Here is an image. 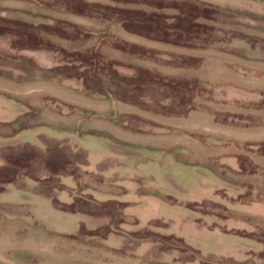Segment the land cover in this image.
I'll list each match as a JSON object with an SVG mask.
<instances>
[{"label": "rangeland", "instance_id": "rangeland-1", "mask_svg": "<svg viewBox=\"0 0 264 264\" xmlns=\"http://www.w3.org/2000/svg\"><path fill=\"white\" fill-rule=\"evenodd\" d=\"M104 1L74 0L73 3L80 12L84 11L92 18L99 17L97 22L104 23L112 15L107 7L113 6V3L106 6ZM229 1L251 12L240 13V9L228 8L218 10L219 14L215 15L205 11L186 15L190 8L188 0H123V8L142 9L145 16L163 15L170 26L176 23L173 17L182 14L184 17L177 27L192 33L176 41L183 48L162 43H157V47L142 45L151 49L147 54L149 59L133 61L126 51H122L125 46L120 43L122 39L118 34H105L107 28L104 24L79 26L83 32L90 33L79 35L74 34V30L62 33L58 24L45 21L50 27L40 39L46 46L33 48L36 47L32 43L34 38H27V46L21 43L25 39L17 33L21 30L17 22L37 26L41 19L25 20L22 13L60 17L46 8L61 5V0H0V18H3L0 20V74L15 81L31 74L35 81L45 80L82 93L58 89L61 92L59 100L51 96L35 100L36 106L30 112L34 117L27 120L28 124L36 125L48 119L65 130L60 133L68 132L71 137L80 121L84 126L106 130L112 140L150 146L140 148L137 150L139 156H135L112 152L107 155L103 149L105 146L90 145L86 148L88 158L87 153L85 156L80 151H58L53 142L44 139L49 155L59 158L58 165L62 167L63 161L67 163L65 173L58 180L45 184L28 180V187L24 190L8 185L5 193L0 194V264H252V260L235 263L216 256H204L194 249L204 254L227 249L226 242L210 236L202 227L204 220L198 221L204 219L202 215L205 213L222 215L227 212L216 203L199 202L198 198L206 195L204 189L207 187L201 185L203 176L199 170L181 165L194 163L193 159L186 157L184 147L156 150L151 147L161 140L127 133L108 124L111 120L135 133H170L167 128L159 129L162 126L157 125L158 114L137 107L134 111L120 113L117 105H112L119 100L109 96L108 91L99 96L100 91L94 89L95 85L100 88L111 86V76L104 69L109 65L122 77L141 82L157 81L154 83L165 93L180 97L177 101L164 99L161 105L181 102L189 112L204 111L213 117L216 115L220 121L260 126L254 131L260 137L264 136V2L260 5L255 0ZM100 10L104 12L103 16L99 15ZM136 30L147 32L148 28ZM155 36L163 38L160 34ZM25 46L29 48L20 49ZM54 68L58 71L52 78L45 70ZM99 68L103 70L101 73ZM95 71V81L86 79V75ZM64 72H77V75L65 77ZM220 72H224V76L220 77ZM234 73L240 77L251 76L252 83L233 80ZM90 77L94 78L93 75ZM89 87L94 90L87 91ZM154 97L161 98L158 93ZM46 111L64 112L68 117L56 123ZM173 122L175 127L187 124L185 120ZM85 129L82 126L81 132ZM183 134L190 135L188 132ZM187 136L180 134L172 138L183 144L189 142ZM199 138L204 140L203 143H214ZM98 141L105 140L102 137ZM260 144V148L252 149V162L245 159L243 171L236 177L224 166L215 168L214 163L205 162L202 165L214 168L227 180L252 183V188L262 193L264 173L253 175L251 171L255 166L264 168V143ZM42 149H45L44 145ZM169 151L175 153L180 165L170 161ZM248 151L245 144L240 152L245 158L250 156ZM19 154L15 152L16 156ZM103 159L108 161L98 164ZM104 172L113 176L105 177ZM99 193L108 194L111 199L103 200L101 197L106 196ZM219 193L222 202L232 201L222 191ZM120 198L132 205L125 209ZM128 214L145 220L138 222ZM149 218L153 221L147 222ZM109 236L115 237L116 246L106 243ZM260 236L264 238V231Z\"/></svg>", "mask_w": 264, "mask_h": 264}, {"label": "crops", "instance_id": "crops-1", "mask_svg": "<svg viewBox=\"0 0 264 264\" xmlns=\"http://www.w3.org/2000/svg\"><path fill=\"white\" fill-rule=\"evenodd\" d=\"M104 0H89V2L96 3ZM205 3L213 4L218 7L237 9L242 11L251 12L249 9L240 8L238 6H234L230 4L229 0H199ZM254 1V0H253ZM258 1V2H257ZM106 2V1H104ZM110 2V1H109ZM106 2L105 5L108 6L112 4V2ZM256 3L261 5L262 1L255 0ZM115 4L113 3V6ZM124 7V6H122ZM123 9V8H122ZM29 15V14H28ZM64 16V17H63ZM34 16H23L25 20L32 19ZM60 17L70 21L73 24L78 26H88L91 27L93 25H102L104 24L106 29L105 34H118V37H121L123 41L130 42L136 45H147L148 47H157V43L151 42L147 44L144 39L141 37L131 35L124 31L120 24H109L108 20L104 23L97 22L99 18L86 17L82 15H70V14H60ZM107 19V18H106ZM108 23V24H107ZM93 24V25H92ZM143 47V46H142ZM123 59V58H122ZM133 61H140V59L131 58ZM137 63V62H136ZM138 64V63H137ZM224 72H220L219 76H224ZM233 80L235 81H247L248 83H252L251 76H239L236 73L233 74ZM247 77V78H246ZM243 79V80H242ZM58 89L67 90L64 86L58 84H52V82L48 81H15L13 79H7L4 77H0V167L3 165L2 154L7 153L8 148L20 147L23 145H31L37 148L42 149V146H45L43 142L44 139H54L60 142H66L70 144L72 147L78 148H86L90 147V145L94 147H102L106 151L107 155L111 152L113 154H127V155H135L139 156L137 150L140 148L150 147L146 144H129L123 143L117 140H112L109 137V133L104 129H97L92 126H84L79 121L77 123V130H74V135L68 137L70 133H60L61 130L55 122H50L48 119H43V122L37 123L33 125L32 123L28 124V127L17 131V120H20L24 114H26L30 108L36 106L34 102L35 100L42 99L43 97H54L59 100V92ZM69 92H73L76 94L82 95L80 92H74L71 90H67ZM92 99V98H90ZM95 100V99H94ZM61 101V100H60ZM98 101V100H97ZM111 103V102H109ZM108 103V104H109ZM116 106L123 113L128 110H136V107L132 105H128L126 103L120 102L117 104H112ZM115 113V112H114ZM111 113V114H114ZM45 114L42 112V115ZM49 116L56 120V123L59 122L62 118L68 117L64 114V112L54 113L47 112ZM111 116V115H110ZM158 120L157 125L162 126L159 127L162 129L167 128L170 133L168 134H149V133H135L129 129L124 128V126L115 124L111 120H108V124L117 127L121 131L142 135V136H151L152 138H156L161 140L156 142L155 146L151 147L156 150H174L178 147H184L186 151V157L191 158L194 163H183L177 161L176 155L174 152L169 151L168 155L171 156L170 161L175 164H181L186 167H190L192 170H199L201 175L203 176V184L207 187L206 195L198 198L199 202H213L216 203L217 206L220 205L222 211L227 212L226 214H215V213H205L204 219H200L198 221L202 222V227L207 230L210 236H215L216 239H219L223 242L227 243V246L218 252H201L199 249L197 250L201 255L204 256H216L221 259L232 260L235 263H245L252 260V264H263L264 263V238L260 236V234L264 231V191L262 193L258 191V189L252 188V183H238L232 179L227 180L225 177H222L220 173H218L214 168L204 167L202 163H214L215 168L220 166H224L233 176L240 174L242 169V162L245 159H249V162H252V149H257L256 145L260 143H264V136L256 133L254 130L260 128V126H255L252 124L245 125H235L234 123H220L216 122L215 117H213L208 112L204 111H191L188 112L186 116L177 117V116H164L158 115L156 117ZM29 119V118H28ZM28 119H25L27 122ZM92 120V119H91ZM174 120H185L183 127H175L172 125ZM182 123V122H181ZM184 123V122H183ZM85 127V131L81 132V127ZM262 127V126H261ZM161 129V130H162ZM172 131H171V130ZM229 129V130H226ZM240 131V132H237ZM178 132V133H177ZM181 132V133H180ZM183 132H188L190 135L183 134ZM109 134V135H108ZM185 135L190 138L189 142L180 143L177 140L175 141L172 136L175 135ZM204 137L213 141L214 143H203V139L199 137ZM104 138V142L98 141V138ZM110 138V139H109ZM97 139V140H96ZM72 140V141H70ZM103 141V140H102ZM165 141V142H164ZM114 142H119L123 145H119ZM163 144H162V143ZM101 143V145L99 144ZM154 144V143H153ZM247 144V147L250 151L248 154L250 156H245L242 152V147ZM179 145V146H178ZM184 145V146H182ZM134 147V149L128 147ZM163 148V149H162ZM44 150V149H43ZM176 150V149H175ZM88 154V151L86 150ZM111 153V154H112ZM243 155V156H242ZM89 158V154H88ZM108 161V159H103L98 164ZM200 164V165H198ZM89 165V163H88ZM253 175H259L260 173H264V168H259L255 166V169H251ZM250 171V172H251ZM103 172V171H102ZM247 172V171H246ZM94 173V172H89ZM105 173V172H104ZM103 174L105 177L113 176L112 174ZM248 173V172H247ZM101 175V174H100ZM28 181V180H27ZM26 181L27 189L28 183ZM31 181V180H29ZM18 190H24L17 188L15 185L10 184ZM7 189V187H6ZM6 191V190H5ZM1 192L0 194H4ZM222 191L224 195L229 196L232 201L230 203L222 202L223 198L219 193ZM34 193V192H33ZM36 194V193H34ZM37 195V194H36ZM103 200L111 199L108 194L99 193ZM48 199V198H47ZM121 202L124 201L120 198ZM224 200H226L224 198ZM196 202V201H195ZM126 205L125 209L132 205L127 201L122 202ZM178 203V202H176ZM194 203V202H191ZM174 204V203H172ZM130 211V210H129ZM229 213V214H228ZM77 214V213H76ZM228 214V215H227ZM131 217H135L139 222L145 219L140 216H134L128 214ZM147 222L153 221V219H146ZM145 221V222H146ZM82 223L79 224V226ZM118 241V240H117ZM119 242V241H118ZM183 242V240H182ZM106 243L109 246H116V239L114 236H109L106 239ZM184 243V242H183ZM185 244V243H184ZM186 245V244H185ZM193 248V247H192Z\"/></svg>", "mask_w": 264, "mask_h": 264}, {"label": "trees", "instance_id": "trees-1", "mask_svg": "<svg viewBox=\"0 0 264 264\" xmlns=\"http://www.w3.org/2000/svg\"><path fill=\"white\" fill-rule=\"evenodd\" d=\"M73 1L74 0L72 1L61 0L62 2L61 5H58L59 4L58 3L55 6L54 4V6L52 7L47 6L46 9L49 10L48 12L57 13L58 15L70 14V15H82L89 17L90 14H86L84 11L80 12V9L74 5ZM122 1L123 0H110V2L114 3L115 5L111 6L112 8L107 7L109 8L108 10L112 13V15H110L109 17L108 23L110 25L120 24L122 29L131 35L141 37L151 42L167 44L169 46H174V47L175 46L180 47L176 41L180 40L184 36H191L192 34L190 32H187L186 30H182L179 27H177L180 20L182 19L181 17H184L182 14L175 15L173 17V21H175L176 23L170 26V24H167L166 21L164 20L166 18L163 15L151 14V16H145L144 15L145 13H142L143 12L142 9L123 8L122 6L124 4L122 3ZM259 1L264 2V0H259ZM188 2H189L188 6L190 8H189V13H186V15L187 14L195 15L196 11H205L208 13L210 12L212 13V15H215V14H219L218 10L220 11L228 10L227 7L221 8L216 5L205 3L199 0H188ZM210 8L213 9V11H210ZM239 11L240 13L246 12L242 10ZM98 12L99 15L102 16L104 15V12L102 10ZM22 14H24L22 16L25 15L30 16L28 15L29 14L28 12ZM34 17L41 19V23L37 26L26 22H17V24L20 27L19 29H21L17 33L22 39H25L21 41V43L23 42L26 43L27 38L29 39L34 38L35 40L32 43L33 44L35 43L36 47L33 48L46 46L45 43L40 39V35H42V33L45 32V30L50 27V23L45 22L49 20L53 22V24H58V26L61 27L60 30H63L62 33H64L67 30L70 32H73L74 30L75 31L73 32L74 34L90 35V33L88 32L86 33V31L83 32L84 29L83 30L80 29L78 25L73 24L70 21L60 17L53 18L52 16H48V14L47 15L37 14ZM2 19L3 18H0V20ZM141 27H147L148 31L140 32L136 30L137 28H141ZM152 29H156V30L151 31ZM156 34H160L163 38L159 36H155ZM120 43L125 46L124 48H122V51L123 50L126 51L131 58L140 59V60L149 59L147 58V54L148 51H151L150 48L142 47L140 45H136L123 40H121ZM27 46H25L24 48L21 47L20 49L29 48ZM36 68L38 70L41 69L38 66H36ZM104 69L108 71L107 75L111 76L112 82L110 84L111 86H109L108 84L103 86L102 88H100V85H95L94 89L100 91V94L97 93L99 96L106 95L105 92L108 91L109 96H112L113 98L119 100L120 102L135 106L138 109L149 111L158 115L183 117L186 116L187 113L189 112L186 106L184 107L181 104V102H177L176 105L174 104L161 105L164 99L172 98L173 101L175 100L177 101V99H179L180 97L177 94L171 95V92L165 93L163 90L160 89V85L154 83L157 81L150 79L148 81H142V82L135 79L130 80L126 77L120 76L115 71V69L109 65L104 66ZM134 69H139V68H134ZM43 71L44 70L42 69V72ZM45 71L49 73L52 78H55L54 75H56L58 69L54 68ZM102 71H103L102 68L98 69L99 73H101ZM65 74H66L65 77H74L75 75H77V72L76 74H72V73H65ZM78 75L80 74L78 73ZM91 75H93L94 78L90 77ZM91 75L88 76L86 75L85 76L86 79L91 78L90 81L91 80L95 81V77L97 76V71H95ZM0 77L11 79L10 77L3 76L2 74H0ZM30 80H34L31 74L28 75L27 78H24L23 80L20 81H30ZM59 84H61V82H59ZM94 89L93 87H89L86 90L91 92ZM103 89L104 91L102 92ZM94 93H91V95ZM155 93L160 94L161 98L156 99L157 97L156 98L154 97ZM32 109L33 108H30L29 111L26 114H24L22 118H20V120H17L16 122L17 131H20L28 127V123L25 122V119L34 117L32 114H30V112L32 113L33 111ZM215 120L216 122L227 123L226 120L224 119L220 121L219 117H217L216 115H215ZM234 124L236 126L239 125L238 123L237 124L234 123ZM124 128L126 127L124 126ZM49 140L55 144V148L58 151L60 150L63 153H65L66 150L72 153H76L80 151V152H84L86 156V151H84L81 148L72 147L70 144L66 142H60L54 139H49ZM260 145L261 144L259 145L257 144L256 147L260 148ZM48 149L49 148L47 144H45L44 150L31 145H23L20 147L8 148L9 151L7 152V154L6 153L2 154L3 165L0 167V193L4 192L6 190V187L10 184L15 185L17 188L24 189L26 187L27 180L34 181L38 184L39 183L45 184L50 180L51 181L55 179L58 180V177L64 175L65 173L64 166L67 165V163L63 161L62 167L59 166L58 165L59 158L57 157L52 158L48 153ZM15 152H19L20 154L16 156ZM41 174H43L44 176H41ZM59 189L62 190V187H60ZM121 205L124 206V204Z\"/></svg>", "mask_w": 264, "mask_h": 264}]
</instances>
